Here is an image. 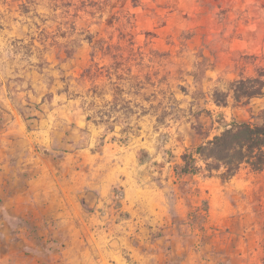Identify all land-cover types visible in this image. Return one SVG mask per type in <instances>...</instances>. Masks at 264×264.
<instances>
[{
  "label": "rangeland",
  "instance_id": "obj_1",
  "mask_svg": "<svg viewBox=\"0 0 264 264\" xmlns=\"http://www.w3.org/2000/svg\"><path fill=\"white\" fill-rule=\"evenodd\" d=\"M249 78L264 0H0V264H264V170L174 172Z\"/></svg>",
  "mask_w": 264,
  "mask_h": 264
},
{
  "label": "trees",
  "instance_id": "obj_2",
  "mask_svg": "<svg viewBox=\"0 0 264 264\" xmlns=\"http://www.w3.org/2000/svg\"><path fill=\"white\" fill-rule=\"evenodd\" d=\"M21 8L24 13L29 12L26 4H21ZM263 88L264 83L258 78L239 80L234 84L235 99L238 101L241 97L249 99L261 96ZM102 114L99 124H105V114ZM91 119L89 116L88 120ZM223 121V131L219 135L206 144L199 145L194 152L182 155V164L174 167L176 174L197 175L203 169L200 162H203L204 169L209 174L223 169V180L234 177L243 165L256 172L264 170V125L246 121Z\"/></svg>",
  "mask_w": 264,
  "mask_h": 264
}]
</instances>
